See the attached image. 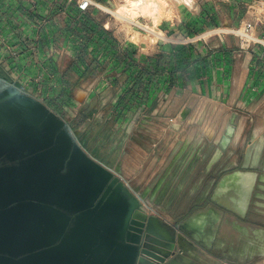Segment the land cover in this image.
Returning <instances> with one entry per match:
<instances>
[{
    "label": "crops",
    "instance_id": "obj_1",
    "mask_svg": "<svg viewBox=\"0 0 264 264\" xmlns=\"http://www.w3.org/2000/svg\"><path fill=\"white\" fill-rule=\"evenodd\" d=\"M246 1L183 0L159 25L164 40L133 44L98 12L78 17L75 1L0 0L1 69L73 128L84 123L74 130L94 138L95 157L170 232L186 225L198 244L185 240V264L264 261V44L177 42L239 26ZM238 172L250 175L248 196L225 182Z\"/></svg>",
    "mask_w": 264,
    "mask_h": 264
},
{
    "label": "water",
    "instance_id": "obj_2",
    "mask_svg": "<svg viewBox=\"0 0 264 264\" xmlns=\"http://www.w3.org/2000/svg\"><path fill=\"white\" fill-rule=\"evenodd\" d=\"M186 229L170 232L118 168L0 71V264H185V240L198 244Z\"/></svg>",
    "mask_w": 264,
    "mask_h": 264
},
{
    "label": "built area",
    "instance_id": "obj_3",
    "mask_svg": "<svg viewBox=\"0 0 264 264\" xmlns=\"http://www.w3.org/2000/svg\"><path fill=\"white\" fill-rule=\"evenodd\" d=\"M76 2L77 10H78V17L87 14L90 16H95L96 12L101 16L106 14L110 16L112 21L106 20L102 22L103 27L106 30L113 31L116 35H119V41L122 43H133L136 44V41L133 40V31L126 32L123 28L119 27L118 24H115L117 16L115 14L116 10H113L111 5L107 4V2L101 0H67V4L71 2ZM246 6V14L244 20L240 23L239 26H216L209 30H205L195 36H187L181 40H177L180 43H189L195 40L206 39L210 36H220L224 34H230L240 38L241 40V48L250 47L253 44H264V0H249L245 2ZM97 10V11H95ZM63 14H67V11H63ZM125 20V19H124ZM111 26V23H113ZM136 23V22H135ZM135 24L131 25L132 29L139 28L134 26ZM141 30V29H140ZM144 31V30H143ZM166 36L161 31V34H158L157 40L162 39L164 40ZM127 183V182H126ZM128 184V183H127ZM129 186V184H128ZM130 187V186H129ZM135 192V191H134ZM135 194L139 197L144 209L151 214L154 213V208L151 204L146 202L140 194L135 192ZM156 215V214H155Z\"/></svg>",
    "mask_w": 264,
    "mask_h": 264
},
{
    "label": "rangeland",
    "instance_id": "obj_4",
    "mask_svg": "<svg viewBox=\"0 0 264 264\" xmlns=\"http://www.w3.org/2000/svg\"><path fill=\"white\" fill-rule=\"evenodd\" d=\"M180 2H177L176 3V5H175V7H174V9L177 7V5L179 4ZM107 4H109V5H111V7H112V9L113 10H116L117 8H118V11L120 12V14L122 15V16H124L126 19L124 20V18L123 17H121L120 15H118V14H115L116 16H117V21H115V24H118V26L119 27H121V28H123L126 32H132L133 30V40H135L136 42H141V41H143V42H145V43H147V42H152V40H157V36H156V34H154V33H152V32H150L148 29H146L145 27L147 26V27H149V28H151V29H154L155 31H157V32H159V33H161V30L159 29V25L163 22V20L164 19H166V18H172L174 15H172V16H167V17H165V18H162V20L161 21H159V20H157V18L155 17V16H152V15H150V14H140V15H135V16H133V15H131V14H128V12L126 11V9H123L122 7H121V3H120V0H117V2H116V0H110L109 2H107ZM117 4H118V6H117ZM174 9H173V14H174ZM176 10V9H175ZM110 16H107L106 14H104V15H102L101 16V21L102 22H105L106 20H108L109 19V21H112L111 20V18H109ZM127 17H131L132 19H134L135 21H132V19H130V18H127ZM138 18V19H137ZM151 18H153L154 19V21L152 22V19ZM137 19V20H136ZM136 21H139L140 23H142V24H140V23H138L137 25H136ZM136 22V23H135ZM112 24H114V22L113 23H111V26H112ZM133 24H135L134 26L135 27H137V28H139V30L137 29V31L135 30V29H132V27H131V25H133ZM145 25V27H143ZM141 29V30H140ZM144 30V31H143ZM213 102V101H212ZM195 103V97L193 96L192 98H190L189 100H188V103H187V106H186V108H185V110L183 111V114H188L187 113V111H189V109H190V107L193 105ZM214 103H217V102H214ZM217 104H219V103H217ZM219 105H221V104H219ZM222 106V105H221ZM202 107V106H201ZM223 109H224V107L222 106V111H223ZM183 110V109H182ZM201 109H200V115H201ZM189 114H191L190 112H189ZM206 114H208V115H211L210 114V112H208V113H206ZM206 114H204V115H206ZM201 116H203V115H201ZM235 121V120H234ZM232 125H235V123L234 124H232ZM84 126V123H81V124H77V126L75 125V128L74 129H80V127H83ZM74 127V126H73ZM83 137H84V135H83V133H81V134H78V138L81 140V139H83ZM94 142H95V140H94V138L93 137H91V138H89V139H87L86 140V142H85V146H86V148L88 149V151L91 153V154H93L94 155V153H95V148H94ZM99 151V150H98ZM259 264H264V261L263 262H261V263H259Z\"/></svg>",
    "mask_w": 264,
    "mask_h": 264
},
{
    "label": "bare ground",
    "instance_id": "obj_5",
    "mask_svg": "<svg viewBox=\"0 0 264 264\" xmlns=\"http://www.w3.org/2000/svg\"><path fill=\"white\" fill-rule=\"evenodd\" d=\"M183 0H120L121 7L123 9H126L128 14H131L133 16L135 15H140V14H150L152 16H155L157 20L161 21L162 18L167 17V16H172L173 15V9L176 5L177 2H182ZM175 10V9H174ZM119 14L120 12L117 11ZM132 19L131 17H127ZM132 21H135L132 19ZM138 23H136L137 25ZM145 27V25L143 26ZM148 29L150 32L156 34H161L154 29H151L149 27H145ZM250 175H244L242 173H236L228 178H226L225 182H228L230 185H242L244 184V190L245 194H249V189H250V182L248 180H251L249 178ZM242 188V187H241ZM240 189V188H239ZM243 190V191H244ZM243 193V192H242ZM246 204V203H245ZM244 204V205H245ZM248 228V227H247ZM257 233L261 236L262 240H264V230H257ZM264 250V247H263Z\"/></svg>",
    "mask_w": 264,
    "mask_h": 264
},
{
    "label": "trees",
    "instance_id": "obj_6",
    "mask_svg": "<svg viewBox=\"0 0 264 264\" xmlns=\"http://www.w3.org/2000/svg\"><path fill=\"white\" fill-rule=\"evenodd\" d=\"M0 71H2L3 73H5L2 69H0ZM5 74H6V73H5ZM94 156H96V157H100L99 154L96 153V152L94 153Z\"/></svg>",
    "mask_w": 264,
    "mask_h": 264
}]
</instances>
